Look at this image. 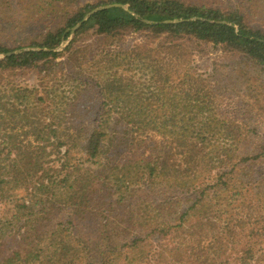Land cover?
Listing matches in <instances>:
<instances>
[{
  "label": "trees",
  "instance_id": "16d2710c",
  "mask_svg": "<svg viewBox=\"0 0 264 264\" xmlns=\"http://www.w3.org/2000/svg\"><path fill=\"white\" fill-rule=\"evenodd\" d=\"M257 1L243 0L242 12L184 0L72 9L20 0L21 29L56 22L30 48L0 44V75L53 64L71 91L46 75L33 89L1 86L0 264H136L146 248V264L154 254L160 264H264V144L245 145L252 127L217 112L190 50L209 43L236 54L232 72L254 70L258 98L264 26L246 20ZM112 4L121 6L92 13ZM90 31L95 42L81 44ZM127 33L148 40L113 48Z\"/></svg>",
  "mask_w": 264,
  "mask_h": 264
},
{
  "label": "rangeland",
  "instance_id": "374dc122",
  "mask_svg": "<svg viewBox=\"0 0 264 264\" xmlns=\"http://www.w3.org/2000/svg\"><path fill=\"white\" fill-rule=\"evenodd\" d=\"M25 1L27 2V0ZM100 1L101 0H70L69 8L72 9L73 7L76 8L89 3L98 4ZM184 1L191 5H197L205 8H219L223 11H228L231 8H237L242 12H245L243 0ZM257 3L258 9H254L257 12L251 13L253 10H250V12L246 14V20L254 27H261L264 26V19L261 18V14H264L261 12V10L264 9V6L261 3H264V0L261 2L258 0ZM25 4L26 3L22 5L20 0H0V44L11 49L30 48L31 44L34 40H37L40 34L46 32L52 28L51 26L55 25L56 21L47 22L43 20L26 27L22 26L21 29L19 26V20L24 19L25 15H28V13L24 14L23 11V8L26 6ZM31 12L29 11V13ZM145 35L146 34L142 33H127L123 40L119 41V44H114L113 48L120 45L122 48L126 49L131 48L134 44L140 42L145 43V41L148 40L145 38ZM95 38L94 33L90 31L80 36V42H83L81 44H91L95 42ZM64 43L66 46L68 45V41ZM100 47L102 48L104 45H100ZM190 50H194L195 52V55L192 58V67L197 73L201 74L203 78L207 79L205 84L210 86L208 89L210 91L213 90L214 93L216 91L215 99L217 112L219 111L222 114L238 119L240 121L239 125L241 126L250 125L252 127L253 132L250 134L251 137L245 140V145L257 146L264 144V116H262V114H264V91L260 90L257 92L259 96L256 98V90H254L251 85V82L255 81V79L251 78V76H255L257 73L253 70L250 74H248L241 68H236L232 72V65L238 59V56L228 52V50L221 45L216 46L209 43H195L190 44ZM70 55L71 51L67 52L56 62L62 61L63 58L67 59ZM212 69L214 72L215 70H218L221 77L216 74L215 78H208V76L213 72ZM73 74L74 73H72V76ZM44 75L49 76V80H51L52 77H56L53 81H51V83H49V86L54 84L59 91L66 92V95L68 96L71 91V83L62 77L65 75V72L59 68H55V65L53 64L48 66V70L45 74H40L38 70L35 69H22L4 72L0 75V89L4 84L18 85V87H29L31 89L36 88L37 86L40 87L41 77ZM153 215H157V213L153 212ZM152 224L154 225V222H152ZM153 225L151 228H153ZM262 229V225H257L255 232L258 231L262 234ZM142 245L147 247L150 245V241H147ZM15 248L16 246L13 243L8 244V252L14 251ZM148 253V249H144L142 253L137 256L138 258L136 264H146L145 257ZM166 253L170 254L168 251H166ZM160 261L164 262L165 259L160 257L159 254H154L152 263L160 264Z\"/></svg>",
  "mask_w": 264,
  "mask_h": 264
},
{
  "label": "water",
  "instance_id": "95a60500",
  "mask_svg": "<svg viewBox=\"0 0 264 264\" xmlns=\"http://www.w3.org/2000/svg\"><path fill=\"white\" fill-rule=\"evenodd\" d=\"M121 5H119V4H112V5H107V6H105V7H99V8H97L96 10H94L92 13H94V12H97V11H100V10H103V9H108V8H112V7H120ZM92 13H90L86 18H85V20L92 14ZM179 22V20H174V21H166V23H178ZM81 24H78L75 28H73V32L77 29V28H79V26H80ZM66 47V44L63 42L62 43V45L59 47V48H57L56 50H63L64 48ZM14 53V52H13ZM12 53H8L7 55H11ZM7 55H3V57L4 56H7Z\"/></svg>",
  "mask_w": 264,
  "mask_h": 264
}]
</instances>
